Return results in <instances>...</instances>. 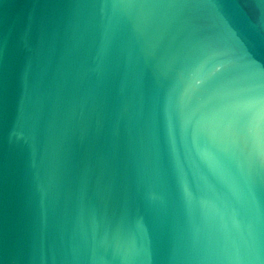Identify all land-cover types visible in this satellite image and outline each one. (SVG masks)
<instances>
[{"label":"water","instance_id":"95a60500","mask_svg":"<svg viewBox=\"0 0 264 264\" xmlns=\"http://www.w3.org/2000/svg\"><path fill=\"white\" fill-rule=\"evenodd\" d=\"M0 264H264V0H0Z\"/></svg>","mask_w":264,"mask_h":264}]
</instances>
